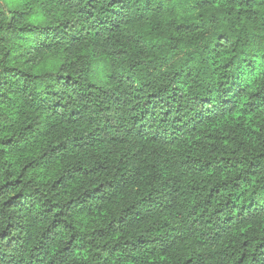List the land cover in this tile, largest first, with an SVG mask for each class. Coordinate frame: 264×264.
<instances>
[{
  "label": "trees",
  "instance_id": "obj_1",
  "mask_svg": "<svg viewBox=\"0 0 264 264\" xmlns=\"http://www.w3.org/2000/svg\"><path fill=\"white\" fill-rule=\"evenodd\" d=\"M0 264H264V0H0Z\"/></svg>",
  "mask_w": 264,
  "mask_h": 264
}]
</instances>
